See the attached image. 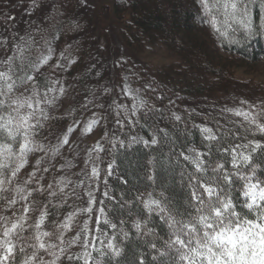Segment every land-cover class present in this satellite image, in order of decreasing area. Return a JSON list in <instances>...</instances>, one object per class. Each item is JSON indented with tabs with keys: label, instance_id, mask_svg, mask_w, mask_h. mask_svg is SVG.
<instances>
[{
	"label": "trees",
	"instance_id": "1",
	"mask_svg": "<svg viewBox=\"0 0 264 264\" xmlns=\"http://www.w3.org/2000/svg\"><path fill=\"white\" fill-rule=\"evenodd\" d=\"M156 1L171 6L173 0H114L112 7L114 18L123 23L125 33L129 34L124 35V38L126 47L132 54L144 49L146 44H159L174 52L178 62L153 68L142 67L139 61L130 57L132 65H129L128 60L120 65L121 68L116 69L107 67L109 62L101 60L102 49L94 38L95 19L90 14V3L87 4L85 0H0V61L13 56L16 44L25 47V55L32 61L41 54L48 55V49L51 48L52 58L41 67L42 75L37 74V84L41 93L53 86L50 81L63 79L74 82L76 109L53 117L49 115L44 127L34 137V140L45 145L46 149L53 147L63 137L62 129H66L67 125L91 114L90 110L95 102L97 104V101L102 99L105 102L106 98L99 95L102 94L101 91L93 92L100 85L97 84L98 81L106 80L107 75L111 78L120 76L122 71L131 70L129 69L131 66H134L132 68L135 73L140 70L139 76L142 77L140 91L146 99V109L132 112L134 113L132 117L125 112L127 116H123L120 121L118 119L115 121L116 113L113 111H111L113 120L108 111L102 114L107 129L105 132L108 134L102 141L100 173L102 180L107 179L108 183L107 187L103 183L101 185L98 204L100 200H104L105 212L117 228L115 230L107 228L102 221L100 227L107 231L109 237L116 234V241L122 252L119 257L112 258L106 247L103 251L108 254L104 256L92 251V264H96V261H101V264H140V260H143V264H172L174 253L161 256L156 250L165 251L164 241L167 240L168 233L167 226L160 217L153 213L148 222V227L153 229L155 235L153 238L146 235L143 230L137 233L133 224L139 220L143 225L148 219V214L143 208V200L149 193L161 199L162 203L166 202L169 208L184 211L189 200L188 174L194 172V168L181 154L193 155L190 149L205 153L204 159L207 164L215 166L217 162L223 163L225 169L231 172L235 170L231 168L229 153L232 148L240 145L236 149L237 153H251L252 156L248 167L241 165V170L248 173L255 165L256 177L264 179V133L256 130L255 125H250L243 117L235 116L230 111L216 110L214 107L209 110L208 106H204L210 96L217 94L219 98L218 96L222 97L231 91L249 104L254 103L243 91L264 88V81L252 85L250 77L243 81L236 79L235 74L241 70L246 75H252L254 70L251 68L252 65L264 63V37L253 38L250 41L241 40L239 45H230L228 39L214 32L199 0H184L177 3L178 11L174 10L172 17L169 18L173 28L167 31L164 26L167 20L165 16L156 13V10L151 11L148 7L144 9L146 12L142 11L143 6L148 3L155 4ZM60 11L64 14L63 17L53 19ZM252 12L253 23L258 24L261 16L259 7L254 6ZM6 16L11 27L6 26L7 28L3 30L2 23H5ZM30 40L33 41L31 46L28 45ZM62 60L65 63L63 68L67 71L63 73L64 75L61 74L59 67H55L57 64L61 65ZM100 66L103 68L102 71H99ZM5 68L6 65H0V70ZM17 72L19 73L18 68ZM176 116L180 119L177 120ZM256 118L259 123L264 124V111H257ZM203 128H210L217 136V140H206L204 137L207 133L202 132ZM132 137H142L149 142L155 137L157 143L148 146L142 142L130 144ZM257 142L261 147L252 152V147ZM244 145L248 147L245 148ZM51 156L50 151L47 154L40 151L31 153L28 157V159L31 157L29 163L13 180H18L27 170L36 171L32 183L28 184L32 195L19 205L21 209L26 205L29 207L23 225L25 230L21 235L29 238V243H35L31 239L35 235V224L41 212L46 211L43 228L51 234L46 237V244L59 245L57 237L63 231L66 254H79L84 250L82 243L85 239L81 229L84 221L91 215L82 212L81 209L87 206V191L93 190L95 185L92 181H87L84 167L77 166L76 177L73 178L71 175L65 185L64 190L68 189V193L64 197L59 196V189L62 186L59 180L62 177L57 180L51 177H55L56 166L60 165V161L53 163ZM41 157L44 159L37 169L36 161ZM109 164L113 165L111 176L106 175ZM44 168H48V171L45 172ZM28 177L24 175L25 180ZM81 182L82 186H78ZM233 182L234 187L238 186L236 177H233ZM49 185L52 187L49 188ZM40 187L44 189L43 194L35 191ZM105 190L114 199L103 197L102 192ZM53 191L56 192L55 196L49 194ZM160 193H163L166 199H162ZM13 195L12 191L0 193V197L8 199H12ZM238 196V192L233 193L237 203ZM8 199L0 198V217L7 218L0 219V233L3 231L2 222L10 226L16 219V206L9 207ZM70 213H75L71 221L72 229L80 234V241L69 248L67 242L72 239L71 232L66 229L58 230L57 226L63 223ZM95 221L91 217L90 229L95 227ZM121 228L128 233L127 237H124ZM13 239L18 246L23 243L17 241L15 237ZM89 239L91 240V236ZM152 243L156 244V249L151 247ZM97 247H102L99 241ZM32 251L33 249L27 246L25 253L17 251L11 264H20L23 256L30 255ZM38 255L48 261L52 259L43 250ZM57 264L70 262L65 255ZM71 264H82V261H73Z\"/></svg>",
	"mask_w": 264,
	"mask_h": 264
},
{
	"label": "snow or ice",
	"instance_id": "2",
	"mask_svg": "<svg viewBox=\"0 0 264 264\" xmlns=\"http://www.w3.org/2000/svg\"><path fill=\"white\" fill-rule=\"evenodd\" d=\"M199 3L205 16L209 17L208 22L214 32L228 39L230 45H239L241 40L250 41L253 38L264 37V0H211V3L209 0H199ZM254 6H258L261 12L258 24L253 23L252 8ZM229 33L232 35L230 36ZM25 52V47L16 44L13 56L0 61V65H6L5 70H0V193L12 191L21 200L27 201L32 195V190L26 191V188L22 186H12L11 188L9 186L27 165L31 153L40 151L47 154L50 151L52 157H55L59 154L60 149L68 144L69 135L74 128L69 127L59 143L50 149H46L45 145L34 140L39 130L44 127V122L49 119L48 111L43 106L52 107L57 99L56 96H50L49 93L59 91L62 95L64 89L61 87L57 90L54 85L58 81H50L53 86L41 93L37 84V74H41V67L52 58L51 48L48 49V55L41 54L35 61L30 60ZM55 67L58 68L60 65L57 64ZM241 103L248 102L241 101ZM133 107L135 108V105ZM248 107L252 109L254 106L249 104ZM227 111L232 112L235 116L243 117L250 125H255L256 130L264 133V124L257 121L256 115L252 111L243 109H227ZM176 119L179 120L180 117L176 116ZM97 123V120L90 121L84 132H90L92 126ZM202 132L207 133L204 137L206 140H217V136L212 133L210 128H203ZM141 140L145 146H148V140H143V138ZM156 143L157 140L153 137L151 144L155 145ZM121 145H123L122 141ZM239 147L240 145H237L229 153L231 168L235 170L231 172L225 169L223 163L217 162L215 166L207 164L204 159L206 154L195 149L189 150L194 153L193 155L181 154L184 160L194 168V172L188 174L189 200L183 212L169 208L166 202L162 203L161 199H154L151 193L148 194L146 200H143V208L148 214V219L144 221L143 225L141 221L137 220L133 224V228L137 233L143 230L146 235L153 234V229L148 227V222L153 213L159 216L168 229L167 240L164 241L165 251L160 252L159 249H156L155 243H152L151 247L156 249L161 256L174 253L172 264H264V179L256 177L255 165L249 169L248 173L241 170V165L245 168L248 167L252 156L251 153H237L236 149ZM243 147L246 148L248 145ZM260 147V143H254L252 152ZM94 150L103 151L99 144L95 146ZM225 151L227 152L228 149ZM43 159L44 157H41L36 161L37 169ZM88 159L89 161L92 159L91 154ZM68 166H71V162H68ZM112 167V164L108 165L107 176L112 175ZM43 170L46 172L48 168ZM100 171V168L94 165L88 174L90 180L96 181L95 190H99ZM35 176L36 171L31 172L29 179L24 182L25 186L32 183V178ZM233 177H236L239 182L238 186L234 187ZM61 183L63 184V178H61ZM82 183L78 186H82ZM107 183V179H104L105 187H107ZM59 190L63 192L64 187H60ZM35 191L43 194L44 189L40 187ZM234 192L239 193L237 197L239 203L233 198ZM49 194L55 196L56 192L53 191ZM86 195L88 196V207L81 211L91 214L93 205H96V197L93 190L87 191ZM102 195L109 200L114 199L106 190L102 192ZM160 196L162 199H166L163 193H160ZM0 198L8 199L7 197ZM16 202L14 197L8 199L9 207L15 205ZM99 204L100 206L96 208L98 215L95 227L89 228L91 222V215H89V219L84 221L81 229L85 234L82 243L84 250L81 253L66 254L63 231L57 237L59 245L45 243L42 237H49L51 234L41 231V226L47 215L46 211H43L35 224V235L31 237L35 243H29V238L21 235L25 230L23 227L25 216L19 217L10 226L7 223L3 225V231L0 233V237H2L0 238V264H11L17 251L22 254L26 252V246L31 247L33 251L30 255L25 254L20 264H57L65 255L70 264L73 261L92 264V251L99 252L101 256L107 255L108 253L103 251L104 247L111 253L112 258L119 257L122 249L114 243L116 235L113 234L109 237L107 231L100 227L101 221L112 230H115L117 225L108 218L103 199ZM28 211L29 207L26 206L25 215ZM74 215L75 213H70L66 220L57 226L58 230H70ZM0 219L6 220L7 218L0 217ZM120 231L124 237L128 236L123 228ZM89 236H91V240ZM14 237L23 243L18 246L14 242ZM105 240H107V244H105ZM79 241L80 234L77 233L67 242V246L69 248L75 246ZM97 241L102 247H97ZM41 250L52 259L45 261L42 256L38 255ZM96 264H101V261H96ZM140 264H143V260H140Z\"/></svg>",
	"mask_w": 264,
	"mask_h": 264
},
{
	"label": "rangeland",
	"instance_id": "3",
	"mask_svg": "<svg viewBox=\"0 0 264 264\" xmlns=\"http://www.w3.org/2000/svg\"><path fill=\"white\" fill-rule=\"evenodd\" d=\"M88 3H90V14L95 19V26L96 30L94 29V38L99 43L102 50L101 60L105 62L108 61L107 67L109 68H121L120 65L122 63L127 62L130 60V57H133L132 60L139 61L143 66H149V67H155V66H162L166 64H171L178 62L177 56L174 54V52L168 50L163 45L159 44H146L144 49H141L139 52H135L132 54V52L126 47L125 42V36H129V34L125 33V29L123 28V23H120L119 21L115 20L113 15V1L114 0H85ZM184 0H173L171 3V6L168 4L161 3L160 1H156L155 4L148 3L146 6H143L142 11L148 7L151 11H155L156 13L162 14L166 17V23L165 28L167 31L172 30V25L170 24L169 18L172 17V14L174 10L178 11V5L177 3H180ZM63 13L60 11L58 15L53 18L55 20L62 18ZM54 20V21H55ZM3 30L4 28L11 27V23L9 19L6 16L5 23L3 22ZM7 26V27H6ZM181 27V26H180ZM129 31V30H128ZM130 39V38H129ZM33 44V41L30 40L28 45L31 46ZM96 49V48H95ZM133 55V56H132ZM132 60H130V64L132 65ZM91 61V60H89ZM263 62V61H262ZM60 72L62 75L67 73L66 69L63 68L65 66L64 61H60ZM140 66V65H139ZM100 66L99 71H102L103 68ZM129 67V66H128ZM134 66H131L129 69L131 70H125L122 71L120 76L112 77L110 75H107L105 78L106 80L98 81L97 84H100L93 90L94 93H97L99 91L102 92L105 99V102H103V99L100 101H97L93 104L91 111V114L87 115L84 119L76 120L72 122L71 124L67 125L66 129H62L63 135L67 133V130L69 127H73L74 130L69 135V141L68 144H66L63 148L60 149L59 154H57L55 157H50V159L53 160V163L57 160L60 161V165L56 166L55 170V177H51L53 180L63 178V184L61 183V180H59V183L62 185L61 187H64L66 183H68V180L70 179L71 175H73V178L76 177L75 174V167H84L85 174L87 176V181H92L94 190V194L96 197V205H93V212L91 213V217L96 220L98 213L96 212V208L99 207L98 200L101 196V185H102V178L100 173V185L99 190L96 189V181L90 180L89 175L91 172L92 166H98L100 170L101 168V162H100V152H97L94 150L95 146L97 144L100 145V147L103 149V138L107 136V131L104 123H103V112L108 111L109 115L111 116L112 120L114 116H112V112L116 113L115 121L118 119H123V116L126 117L128 114L130 117H132V112L136 111H142L145 110L147 107L146 99L142 95L140 91V82L142 77L139 76L138 73L134 72ZM253 70L252 75H246L243 71L238 70L237 74H235V78L238 80L247 81L250 77L252 80V85H254L256 82L259 84V81H264V63L252 65L251 67ZM136 69V68H135ZM64 73V74H63ZM245 74V76H244ZM98 77L96 76V79ZM98 80V79H97ZM74 82L72 81H64L63 79L59 80L58 83L54 86L57 90L63 87L64 92L61 95L59 91L55 93H49L50 96H56V102L54 106L48 107L47 105H44L48 111V115L56 116V114L60 113H70L71 111L76 109V99L74 96ZM94 87V86H93ZM245 94L249 95V97L254 101L253 105L254 107L252 109H249L248 105L249 103L242 104L241 101L243 100L241 97L237 96L234 91H231L229 93H225L222 95V97L218 96L217 94H214L212 97L210 96L207 101L204 103V106H208L209 110L211 108H215L216 110H223L227 111V109H243L245 111H252L254 112V115H256L257 111H264V88L260 89H251V90H244ZM216 97L215 99H213ZM141 102L143 106L141 107ZM135 105V108L133 107ZM256 105H259L257 108ZM99 107V109H98ZM126 112V114H125ZM175 114L177 112L175 111ZM97 120L98 123L92 126V130L88 133L84 132V129L89 125L90 121ZM108 128V126H107ZM62 138V137H61ZM60 138V139H61ZM135 138V140H133ZM142 137L136 138L132 137L130 140V144H134L135 142H142ZM60 139L54 144V146L59 143ZM118 139V138H117ZM143 140H145L143 138ZM114 142V139H113ZM143 143V142H142ZM151 144V141L149 142ZM148 144V145H149ZM89 154H91L92 159L89 161ZM97 156H99V159H97ZM31 159V157H30ZM28 159V163L30 161ZM68 162H71V166H68ZM32 163V161L30 162ZM22 172V170H21ZM30 170H27L24 174L21 175V177L13 181L12 186H22L26 188V191L30 190L29 185L24 184L25 179L24 175L30 174ZM29 179V177L27 178ZM11 186V187H12ZM68 189L64 190L63 192L58 193L59 196L64 197L68 193ZM14 193V192H13ZM13 197L16 199V209L17 211L15 213L16 221L21 216H25V212L23 206L19 207L21 203H24L26 201L21 200L19 196H17L15 193ZM154 199H158L157 197L153 196ZM148 196L146 197V199ZM145 199V200H146ZM27 206V205H26ZM25 206V207H26ZM88 207V203L87 206ZM14 208V207H13ZM14 220V222H15ZM5 224V222H2ZM44 224V223H43ZM73 224L71 222V229L68 230L71 232V238L75 237L77 235L76 231L72 229ZM41 231H46L43 228V225L41 226ZM116 235V234H115ZM148 236H151L152 238L155 236L154 233L150 234ZM2 238V237H0ZM42 239L46 243V237H42ZM115 244H117V241H114ZM78 244V243H77ZM107 244V243H106ZM118 245V244H117ZM119 246V245H118ZM66 247V245H65ZM120 247V246H119ZM107 249V248H106ZM51 257V256H49ZM45 261H48V259H44ZM51 259H49L50 261Z\"/></svg>",
	"mask_w": 264,
	"mask_h": 264
}]
</instances>
